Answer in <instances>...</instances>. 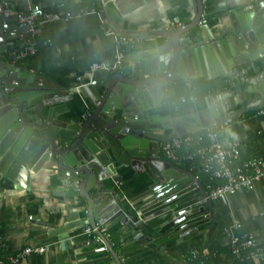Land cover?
<instances>
[{
  "label": "water",
  "instance_id": "obj_1",
  "mask_svg": "<svg viewBox=\"0 0 264 264\" xmlns=\"http://www.w3.org/2000/svg\"><path fill=\"white\" fill-rule=\"evenodd\" d=\"M192 1L195 15L189 22L170 30H139L125 28L111 9L126 15L144 0H97L100 15L116 32L163 42L127 53L126 64L118 70L94 69L90 82L79 87L91 99V110L66 124L57 118L68 108L56 103L60 92L55 84L7 55L14 44L9 37L19 35L22 28L14 14H6L8 4L16 0H0V180L6 177L17 188L28 187L31 171L54 168L50 176L59 182L55 193L69 199L67 220L40 238L66 237L88 224L94 233L87 244L101 239L110 252L100 261L111 258L105 264H123L106 231L118 222L135 232L139 227L135 214L119 203L118 193L103 185L116 162L150 175L153 182L140 196L137 209L144 217L151 216V225L162 224L161 230L168 231L158 242L194 236L209 221H213L210 230L214 228V201L207 198V186L193 171L161 155L160 144L228 123L247 108L264 106V65L254 68L264 58V0L232 10L230 23L218 32L202 22L203 0ZM198 26L204 36L195 40L187 34ZM244 65L253 66L239 70ZM234 73L244 82V92L254 94L243 109L231 110L234 100L220 95L208 97L205 108L190 114L173 116L156 110L167 88L180 78ZM57 126H67L74 136L60 143L52 136ZM76 197L83 200L84 216L72 210ZM76 247L69 245L70 253H76Z\"/></svg>",
  "mask_w": 264,
  "mask_h": 264
},
{
  "label": "crops",
  "instance_id": "obj_2",
  "mask_svg": "<svg viewBox=\"0 0 264 264\" xmlns=\"http://www.w3.org/2000/svg\"><path fill=\"white\" fill-rule=\"evenodd\" d=\"M144 5L123 15L112 8L113 17L128 29L165 30L189 22L195 15L192 0H144ZM205 23L213 32H218L230 23V12L244 10L256 0H203ZM35 3L47 8L62 7L69 12L68 18L60 21L39 20L36 31L22 28L19 35L9 37L14 44L7 55L10 60L43 76L53 82L60 92L57 104H65L67 111L57 118L66 124L79 121L92 108L91 99L82 94L79 87L91 80L90 65L104 63L103 68L118 70L124 66L127 53L141 48H150L162 43L161 38H132L118 46L117 35L108 33L110 24L100 15L98 2L93 0H16L8 4L13 10H24ZM95 8V11L90 10ZM195 40L203 38L204 33L198 26L190 33ZM27 40L35 46L33 53L21 54ZM258 63V64H257ZM264 65V58L254 63V68ZM253 66V65H252ZM251 65L239 67L250 70ZM225 86V87H224ZM244 82L237 73L222 74L214 77L192 76L178 79L167 88L162 101L156 108L162 114L173 116L190 114L206 107L208 97L222 96L233 99L231 110L246 107L254 94L244 92ZM186 99V100H185ZM176 100L178 101L176 103ZM223 129L224 136L237 138L242 142V157L264 156V106L247 108L228 123L214 125ZM52 136L60 143L74 136L67 126L53 128ZM161 155L164 156L161 144ZM176 163V162H175ZM190 169L188 163H177ZM103 185L119 195L121 206L136 216L139 230L118 222L107 229V235L119 242L118 250L125 264H264V177L254 189L241 188L235 194H227L214 201L213 221L199 227V233L186 239L173 237L158 242L166 232L162 224L153 226L151 216L144 217L137 205L140 196L152 184L145 170L116 162ZM54 168L31 171L29 186L17 188L14 181L3 177L0 180V232L2 236L1 254L9 262V256L24 246L36 243L47 245L42 253L30 254L16 264H105L100 261L110 255L100 240L88 243L93 234L86 232L88 224L70 231L67 235H52L40 238L43 234L61 226L67 220L69 199L56 194L59 184L50 174ZM200 183L208 184L209 178L200 169H193ZM72 210L84 216V203L80 197L74 198ZM253 234L258 247H244L236 244ZM77 246L76 253L69 251V245ZM194 256H202L195 262Z\"/></svg>",
  "mask_w": 264,
  "mask_h": 264
},
{
  "label": "built area",
  "instance_id": "obj_3",
  "mask_svg": "<svg viewBox=\"0 0 264 264\" xmlns=\"http://www.w3.org/2000/svg\"><path fill=\"white\" fill-rule=\"evenodd\" d=\"M90 10L95 11V8ZM6 14H14L21 28H29L36 31L35 26L39 20L60 21L68 18L69 12L62 7L47 8L39 3L24 10L6 9ZM205 22V19H202ZM108 33H114L110 27ZM132 37L118 34L116 43L122 46ZM35 46L31 40H27L21 49V54L33 53ZM104 63L94 62L90 65L91 72L102 67ZM161 149L165 157L176 163H188L190 169H200L209 178L207 198L216 201L227 194H235L241 188L254 189L264 177V156L242 157V142L237 138L224 136L223 129L215 126H207L198 130L189 131L183 135L175 136L161 143ZM88 234L94 233L90 225L86 227ZM236 244L244 247H258L253 234L236 241ZM2 236L0 232V264L7 261L1 254ZM264 252V245L260 246ZM47 245L31 243L9 256V262L16 264L30 254L42 253Z\"/></svg>",
  "mask_w": 264,
  "mask_h": 264
},
{
  "label": "trees",
  "instance_id": "obj_4",
  "mask_svg": "<svg viewBox=\"0 0 264 264\" xmlns=\"http://www.w3.org/2000/svg\"><path fill=\"white\" fill-rule=\"evenodd\" d=\"M93 2L94 3H96V0H93ZM225 87V86H224ZM186 100V99H185ZM178 101L176 100V103H177ZM112 241V243H113V245H114V247H115V249L118 251V253H119V255H120V257H121V259H122V261H123V257L121 256V253H120V251L118 250V244H119V242L118 241H116V240H111ZM202 259V256H194V261L195 262H197V261H199V260H201ZM123 264H125V262L123 261Z\"/></svg>",
  "mask_w": 264,
  "mask_h": 264
}]
</instances>
